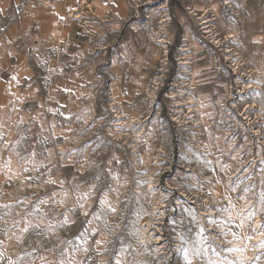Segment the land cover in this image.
<instances>
[{
	"label": "rangeland",
	"instance_id": "obj_1",
	"mask_svg": "<svg viewBox=\"0 0 264 264\" xmlns=\"http://www.w3.org/2000/svg\"><path fill=\"white\" fill-rule=\"evenodd\" d=\"M85 1L79 33L72 8L31 36L60 0H0V264H186L201 235L193 264L237 261L244 202L264 222V0Z\"/></svg>",
	"mask_w": 264,
	"mask_h": 264
},
{
	"label": "crops",
	"instance_id": "obj_2",
	"mask_svg": "<svg viewBox=\"0 0 264 264\" xmlns=\"http://www.w3.org/2000/svg\"><path fill=\"white\" fill-rule=\"evenodd\" d=\"M72 2L70 0H60V2H58L59 4L57 6H55V8L53 10H48V12H50V14H40L41 16H36L38 14H31V16H34V17L30 16L29 18H26L25 22L22 23V25H23V27L28 26L29 28L28 29L26 28L27 32H29V34L31 36H33V34H34L33 30L34 29H38V27L35 28V26H34V25H36V23L34 22V19H41V21H43V22L38 21V22L41 23V25H42V23L50 22L51 20H52V23L54 21L58 20V21H61L64 24L66 22V20L71 16V14L75 15L74 14V10L75 9H78L79 13H80L81 6H84L86 4H87L86 5L87 8L88 9L90 8L89 10L94 12L92 5L89 2L85 1V0H74ZM77 3L78 4L80 3V6H78ZM52 8H53V6H52ZM52 8L46 7V9H52ZM72 8H73L72 13L68 14V13L71 12ZM83 17H84L83 14H82V16H80V14H78V19L71 21V25L65 24V27H64L63 31L66 32V33H67V31L68 32L69 31L70 32L71 31H76V34L79 33L78 30H79V28L81 26V23H82V21L80 19H82ZM52 26H53V24H52ZM4 70L6 72L3 73V78L4 79L0 81V95L2 97L9 98V96H11L12 92L15 90V87L19 86L18 82L20 81V78L17 77L18 76V71L15 70L14 68H12V66L8 67V68H5ZM9 70H10L11 75H12V79H10V80L8 79V76H9L8 71Z\"/></svg>",
	"mask_w": 264,
	"mask_h": 264
},
{
	"label": "snow or ice",
	"instance_id": "obj_3",
	"mask_svg": "<svg viewBox=\"0 0 264 264\" xmlns=\"http://www.w3.org/2000/svg\"><path fill=\"white\" fill-rule=\"evenodd\" d=\"M250 189L246 190L249 191ZM101 203H105L104 201H101ZM259 205H260V211L264 212V191H262L259 194ZM3 207L5 208H9L11 207L10 205H4ZM114 211V209H113ZM255 216H256V210L255 208H252L249 210L248 214L246 216H244V218L241 220L240 224L238 225V227L240 228H244L247 222V227L250 229L251 233H254L256 235H259L260 237H264V222L259 223V224H255ZM255 224V226H253ZM38 227V225H37ZM21 231H27V228L22 229ZM203 230H201L202 232ZM232 236L239 240L241 239L240 236H238L235 232L231 233ZM225 235H227V233H225ZM19 239V238H18ZM181 239L183 240L184 238L181 237ZM244 239L251 241L253 239V235L251 234H246ZM204 243H205V238L201 235L200 237V241H199V247L196 248H192V247H182V252L184 255V260L186 262V264H193V260L192 257L196 256V255H200L201 252H206V249L204 248ZM231 243V241H230ZM185 244H187V241H185ZM259 248L264 249V239H261L258 245ZM248 249L247 247L244 248H238V247H233L230 248L229 251L231 252H246ZM214 251V250H213ZM3 253L0 252V256H2ZM25 255H31L30 253H26ZM256 260H259V257L256 258ZM9 264H24V257H20V259L18 261H12L10 260ZM60 264H66V262L64 260L60 261ZM67 264H72L71 261H68ZM116 264H122V261L119 259V257H117L116 259ZM208 264H237V261H224V260H213V259H209ZM238 264H246V261L244 259H240Z\"/></svg>",
	"mask_w": 264,
	"mask_h": 264
},
{
	"label": "built area",
	"instance_id": "obj_4",
	"mask_svg": "<svg viewBox=\"0 0 264 264\" xmlns=\"http://www.w3.org/2000/svg\"><path fill=\"white\" fill-rule=\"evenodd\" d=\"M0 75H1V71H0ZM257 160V159H256ZM257 162V161H256ZM250 201H247V202H244V204H243V206H241V212L242 213H247V212H249L248 210H250V209H252V205H253V203L251 202V203H249ZM243 210H244V212H243ZM256 224L257 223H259V221H257V222H255ZM239 244H241L240 242H239ZM238 245V243L235 245V247H238V248H244V247H246V246H244V245H239V246H237ZM250 245V247L252 248V252H255V254H254V256H252V253H251V259L250 260H245L246 261V264H248L249 263V261H254L255 259H256V255H257V252H261V251H257L256 252V249L258 250L259 249V247H258V245H259V243L258 242H252V244L250 243L249 244ZM254 245V246H253ZM264 252V251H263ZM239 254H248L247 253V251L246 252H243V253H239V252H237L236 253V255L234 256V259H236L237 260V262H239V260L240 259H244V257H246V256H243V257H239L238 255ZM222 257H226V255L225 254H222Z\"/></svg>",
	"mask_w": 264,
	"mask_h": 264
},
{
	"label": "bare ground",
	"instance_id": "obj_5",
	"mask_svg": "<svg viewBox=\"0 0 264 264\" xmlns=\"http://www.w3.org/2000/svg\"><path fill=\"white\" fill-rule=\"evenodd\" d=\"M84 4V3H83ZM87 5V4H86ZM82 7V6H81ZM92 8V7H91ZM90 9V8H89ZM74 14L75 15H73V16H75V18H77L78 17V14H79V10L78 9H75L74 10ZM205 24H208V22H206ZM207 30V29H206ZM207 33V32H206ZM233 37V36H232ZM234 38V37H233ZM190 103H193V101L192 102H190ZM208 116V115H207ZM213 116V115H212ZM209 121V120H208ZM223 121V112H221V115H220V122H222ZM209 124V123H208ZM256 132H258V131H256ZM260 133V132H259ZM258 161V160H257ZM246 225H247V222H246ZM203 226V225H202ZM261 239H264V237H260V236H253V239L251 240V242H260V240ZM248 245V244H247ZM237 246H239V245H237ZM247 247V246H246ZM250 247L248 246V249H249ZM251 249V248H250ZM247 255V254H246ZM246 255H243V254H239L238 256L239 257H243V256H246ZM251 254H249L248 253V255L246 256V257H244V260H250L251 259Z\"/></svg>",
	"mask_w": 264,
	"mask_h": 264
}]
</instances>
